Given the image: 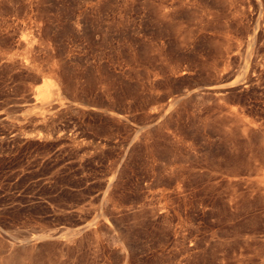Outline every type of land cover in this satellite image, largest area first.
<instances>
[{
  "label": "rangeland",
  "instance_id": "374dc122",
  "mask_svg": "<svg viewBox=\"0 0 264 264\" xmlns=\"http://www.w3.org/2000/svg\"><path fill=\"white\" fill-rule=\"evenodd\" d=\"M0 264H264V0H0Z\"/></svg>",
  "mask_w": 264,
  "mask_h": 264
}]
</instances>
